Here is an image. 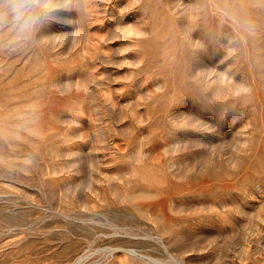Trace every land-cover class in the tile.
Here are the masks:
<instances>
[{
  "label": "rangeland",
  "instance_id": "rangeland-1",
  "mask_svg": "<svg viewBox=\"0 0 264 264\" xmlns=\"http://www.w3.org/2000/svg\"><path fill=\"white\" fill-rule=\"evenodd\" d=\"M0 32V264H264V0H38Z\"/></svg>",
  "mask_w": 264,
  "mask_h": 264
},
{
  "label": "clouds",
  "instance_id": "clouds-1",
  "mask_svg": "<svg viewBox=\"0 0 264 264\" xmlns=\"http://www.w3.org/2000/svg\"><path fill=\"white\" fill-rule=\"evenodd\" d=\"M43 19L38 0H0V32H10L21 40L30 39Z\"/></svg>",
  "mask_w": 264,
  "mask_h": 264
}]
</instances>
